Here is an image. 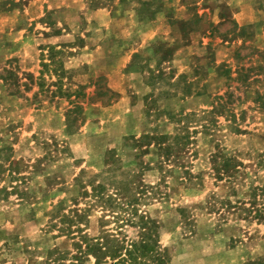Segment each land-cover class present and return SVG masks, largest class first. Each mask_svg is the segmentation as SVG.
<instances>
[{
    "label": "rangeland",
    "instance_id": "obj_1",
    "mask_svg": "<svg viewBox=\"0 0 264 264\" xmlns=\"http://www.w3.org/2000/svg\"><path fill=\"white\" fill-rule=\"evenodd\" d=\"M197 2L0 0V264H264V42Z\"/></svg>",
    "mask_w": 264,
    "mask_h": 264
},
{
    "label": "crops",
    "instance_id": "obj_2",
    "mask_svg": "<svg viewBox=\"0 0 264 264\" xmlns=\"http://www.w3.org/2000/svg\"><path fill=\"white\" fill-rule=\"evenodd\" d=\"M120 1V0H116ZM138 7H145L148 10V16L152 20L154 17H159L160 19L171 18V12H163L165 5H171L172 0H139ZM161 2V9L158 3ZM180 0H177V2ZM201 3V4H200ZM197 4H200L201 12H207L210 17L213 18V23L219 24L226 19V13H229L230 17L235 21L238 31L242 32V28L245 26H251V32L255 36L264 42V0H199ZM155 5V6H154ZM181 7H185L183 3H180ZM111 7V6H110ZM171 7V6H170ZM170 7H168L170 9ZM100 7L95 8L96 11L100 10ZM112 7L109 8L108 14H110ZM157 10V11H156ZM188 19V18H187ZM186 20V19H185ZM157 28L153 31L151 30V36L154 37L157 34ZM146 39V38H145ZM145 40H141L138 46H142ZM133 53V52H132Z\"/></svg>",
    "mask_w": 264,
    "mask_h": 264
},
{
    "label": "trees",
    "instance_id": "obj_3",
    "mask_svg": "<svg viewBox=\"0 0 264 264\" xmlns=\"http://www.w3.org/2000/svg\"><path fill=\"white\" fill-rule=\"evenodd\" d=\"M109 92H111L108 89ZM239 131V130H237ZM228 160V161H227ZM230 159H226L223 163L224 173L232 175L231 169L235 168V163L230 164ZM234 161V159H233ZM254 199V198H253ZM245 211L250 212V208H244ZM258 219L262 218L261 213L258 209L255 210L254 216ZM143 231L145 235L150 231H157V226L154 222L148 225V222H144ZM84 243V248H82ZM99 240L93 242L91 238L87 236H81L80 243H75L78 248L79 254L75 255L76 261L82 260L81 257H85L91 253L95 257V262H100L103 255H109L112 264H163L164 257L161 258V253L158 252L157 236H141V238L135 242H128L125 246H117L104 244ZM80 260V261H81ZM55 264V263H53Z\"/></svg>",
    "mask_w": 264,
    "mask_h": 264
}]
</instances>
